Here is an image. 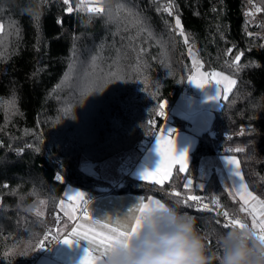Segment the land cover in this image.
I'll list each match as a JSON object with an SVG mask.
<instances>
[{
  "label": "trees",
  "instance_id": "trees-1",
  "mask_svg": "<svg viewBox=\"0 0 264 264\" xmlns=\"http://www.w3.org/2000/svg\"><path fill=\"white\" fill-rule=\"evenodd\" d=\"M254 2L264 9V0ZM100 4L104 13L71 0L68 13L62 0H0V264L35 263L41 243L56 234L58 204L68 185L87 193L105 185L83 171L87 162L144 153L148 121L160 104L175 100L191 74L190 48L205 71L237 83L211 128L198 136L188 172L176 168L163 184L130 180L113 192L154 196L193 217L213 251H219L214 232L226 231L215 223L220 218L197 211L190 200L192 206L177 201L213 198L231 214L247 217L239 213L222 169L202 175L204 159L236 156L249 190L264 199V11L257 25L246 15V0H172L186 45L163 11L165 0ZM81 72L85 82L123 74L125 83L84 96L68 89ZM83 101L90 106L81 108ZM87 120L94 130L85 134ZM186 177L193 181L189 188ZM40 199L43 213L34 210Z\"/></svg>",
  "mask_w": 264,
  "mask_h": 264
},
{
  "label": "crops",
  "instance_id": "crops-1",
  "mask_svg": "<svg viewBox=\"0 0 264 264\" xmlns=\"http://www.w3.org/2000/svg\"><path fill=\"white\" fill-rule=\"evenodd\" d=\"M194 62L195 63H192L191 74L184 84V87L187 86L190 91L186 92L181 90L175 100L169 105L172 108L173 115L169 121L167 129L168 131L175 130L174 139H176L177 149L181 153L187 152L189 166L191 162V154L197 144L198 136L211 128L216 111L222 107L224 99L219 102L210 99V97L217 96L221 89L222 97H228L235 86L230 85L228 81H224L222 76L216 75V79L221 80V86L214 83L211 80L209 72L205 71L203 68H198L201 65L198 55L195 57ZM193 77H195L197 81H203L206 85L210 80L212 82L205 88H200L189 82V79ZM229 87L231 90L225 92L224 89ZM158 135L146 148L144 153L137 159H131V161L127 163L117 165L115 171L119 177L118 180L113 183L106 181L105 185H109L110 188L111 186L118 184L122 177L121 168L125 165H130L132 167L131 171L128 173L130 180L154 183L153 181L155 179H161L162 174L146 180L141 178L145 171L156 170L161 161V157L156 150ZM229 157H233L239 162V159L236 156H221L214 159H217L216 161L221 164V169L225 171L230 184L237 192L236 185L240 183V177L235 174V167L228 163ZM176 168H178V165L172 168L171 175L165 179L164 183L171 179ZM239 169L242 174L240 163ZM94 177L97 178L96 176ZM99 178L102 177L99 175ZM243 182L246 184L244 177ZM109 188L106 189L99 187L96 198L90 200H88L89 193L76 187H72V190L69 192L66 188L64 197L58 204L57 221L55 224L56 236L63 239L74 238L72 236L74 231L78 234H84L88 232L89 229H93L95 232L107 233L108 229L101 227V225H108L110 227H119L120 225L130 226L133 217L138 214L137 207L141 201L147 203L150 199H155L164 203L161 199L154 196L144 198L133 194H119L115 192L107 193ZM77 192H83L85 194L83 200L74 196ZM84 201H88L89 208L95 211V216L93 218L85 219L84 216L77 214V206L81 205ZM70 216L71 219H69ZM93 221H99L100 225L94 224ZM248 223L250 226V219L248 220ZM88 247L92 251L94 258L99 260L102 249H98L95 242L88 244L87 241H79L71 246L66 244L53 247L44 246L34 264H80V261L85 255V250Z\"/></svg>",
  "mask_w": 264,
  "mask_h": 264
},
{
  "label": "snow or ice",
  "instance_id": "snow-or-ice-1",
  "mask_svg": "<svg viewBox=\"0 0 264 264\" xmlns=\"http://www.w3.org/2000/svg\"><path fill=\"white\" fill-rule=\"evenodd\" d=\"M62 2L67 6L66 11L68 13L73 12V8L71 7V0H62ZM80 8V5H77V9ZM88 11H95L97 13H104L105 9L103 7L97 8H89ZM163 11L167 12L170 16L173 14V9L171 3L169 6L163 9ZM257 12L264 11V9L257 8ZM249 15L252 13L249 12ZM175 26L176 29L179 31V35L183 38V42L187 45L189 43V38L185 34L181 18L179 15H175ZM3 26L0 25V28ZM231 49H229V53H231ZM192 50L189 49V54H191ZM243 53H239L234 58V63L238 64ZM216 76H222L224 81H228L230 85H235L237 83L236 80L231 79V77L227 75H223L222 73H216ZM189 82L195 84L197 87L205 88L209 85L212 81L210 80L206 85L203 81H197L195 77L189 79ZM216 84L221 86V80L216 79L214 81ZM231 88L224 89L225 92L230 91ZM99 91V90H98ZM222 91V89H221ZM220 93L215 97H210L212 100H216L221 102L222 99H226V96L221 95ZM167 106V101H164L162 104L159 105V111L157 113L158 117L167 118V114L165 112V108ZM148 126L150 128H156L157 122L155 119H150L148 121ZM175 137V130L168 131L165 129L163 133L158 135L157 141V152L161 157V161L159 166L154 171H145L142 174V179H150L154 176H160L162 174L161 179H155L153 182L155 184H163L165 179H167L171 175L172 168L178 165L177 171L179 173H186L188 172V156L187 152L181 153L177 149V143ZM240 151V149H237ZM228 163L235 167V174L240 177V183L236 185L237 187V194L239 195L240 201L242 203L238 207L239 213L245 215V217L250 218V226L247 219H242L240 216L235 214H231L227 209H224L220 204L219 201L216 200L213 202L215 208H220V211L216 212L217 216H222L224 219L223 221L217 219L215 223L220 225L226 230H230L233 227H239L240 229L250 228L253 231L255 238L259 241H264V199H261L259 196L254 195L252 191L249 190L248 185L243 182V177L239 169V162L233 157L228 158ZM58 180H61L62 177H57ZM193 185V181L190 178L185 179L184 187L189 188ZM175 196H180V193H174ZM76 198H80L83 200L85 194L83 192H77L74 194ZM195 201L201 202V198L198 196H191L181 200H178V204H184L185 206H192L189 205L188 201ZM249 201L252 202L250 205ZM148 210H167V206L164 203L160 202L159 200L150 199L149 202L141 201L137 207L138 214L133 217L131 225H120L119 227H110L108 225H101V227L108 229L107 233L103 232H95L93 229H89L88 232L84 234H78L75 231L73 232L72 236L75 238H65L59 240L58 243H63L66 245H74L79 241H87L88 244L93 242L96 243L98 249H102L100 252V259L96 260L93 256L92 251L88 247L85 250V255L83 256L80 264H107V260L110 254L121 244H124L127 239H130L137 229L141 225V218L143 214ZM197 211H214V207H209L208 204H203L201 202L200 206L196 208ZM67 215V213H66ZM189 218L193 219V217L189 216ZM71 219V216L69 217ZM85 219H89L87 213H85ZM94 224L100 225L99 221H93ZM206 237H208L206 235ZM212 241L208 238V246L211 249ZM41 248H44V244L41 243Z\"/></svg>",
  "mask_w": 264,
  "mask_h": 264
},
{
  "label": "clouds",
  "instance_id": "clouds-1",
  "mask_svg": "<svg viewBox=\"0 0 264 264\" xmlns=\"http://www.w3.org/2000/svg\"><path fill=\"white\" fill-rule=\"evenodd\" d=\"M213 238L219 251L209 248L208 237L187 214L171 207L148 210L107 264H264V241L257 240L252 229L217 230Z\"/></svg>",
  "mask_w": 264,
  "mask_h": 264
},
{
  "label": "rangeland",
  "instance_id": "rangeland-1",
  "mask_svg": "<svg viewBox=\"0 0 264 264\" xmlns=\"http://www.w3.org/2000/svg\"><path fill=\"white\" fill-rule=\"evenodd\" d=\"M80 1L83 4H86L87 9H89V8H93L94 9V8H97V7H102V5L100 4V2L102 0H80ZM1 29L2 28H0V31H1ZM190 49L192 50L191 54H189L190 58L192 60V63H195L194 61H195V57H197V53H196V51L194 49H192V48H190ZM93 62H94V60H93ZM82 76H84V75L81 72L78 75V78L76 80H74L73 82H71V86H69L68 89L72 90V91H75V92H78L77 89H79V92L81 94H83L84 96H89L91 94H96V89H98V88L103 89V87H105L107 89L110 88V90H113V86H116V85H120L121 86V85H123L125 83L123 74H121V75L117 74L116 76H113L111 74H106V78H104V79L101 78V80H99V81H96L95 78H94L93 80H91L92 83H89L88 81L85 82L81 78ZM105 79H107V81ZM79 92H78V94H80ZM89 102H90V100H89ZM88 106H90V105L86 101H83L81 103V108H85V107H88ZM82 116L87 118V116L90 117L91 114H88V113L87 114H82ZM88 123H89V120H87V122H85V124L81 126V128L86 132L85 134H87V131L91 132L92 130H94L93 122H91V125L88 124ZM136 144H135V146H136ZM136 155H137V158H138L140 154L139 153L136 154V153L132 152V150H130L129 152H127L125 154H120V155L113 156V157H111V158H109V159H107V160H105V161H103L101 163H92L89 166L85 165L83 167V171L86 174H89L91 176H96L97 178H99V175H100V177L104 178L105 181H109V182L113 183V182L117 181L118 178H119L118 175L116 174V171H115L116 170V166L119 165V164H124V163H127V162L131 161V159L135 158ZM216 160L217 159H204V161H203V170H202V175L204 177H207V175L210 173V170L212 168L221 169V164L218 161H216ZM221 175H222V180L225 183V185L231 190L233 195L240 201L239 195L237 194L235 188L230 184V181H229V179H228V177H227V175H226V173H225V171L223 169L221 171ZM122 176H123V174H122ZM101 187L108 189L109 185H102V186H100V188ZM67 190L70 192V190H72V186L68 185L67 186ZM240 202L242 203V201H240ZM249 203H250V205L252 204L251 201H249ZM34 210L37 213H43L44 204H43V201L41 199L37 201L36 206L34 207Z\"/></svg>",
  "mask_w": 264,
  "mask_h": 264
},
{
  "label": "built area",
  "instance_id": "built-area-1",
  "mask_svg": "<svg viewBox=\"0 0 264 264\" xmlns=\"http://www.w3.org/2000/svg\"><path fill=\"white\" fill-rule=\"evenodd\" d=\"M247 1V8H246V15L249 19H251L253 22H256L257 25H260V17H261V12H257L256 9L257 8H261L262 6L259 3L254 2V0H246ZM169 3H171L172 9H173V14L171 15V17L174 20L175 17V10L173 8V4H172V0H165V5L166 7L169 6ZM251 12L252 14L249 15L248 13ZM169 15V14H168ZM175 22V20H174ZM198 68H202L201 66H199ZM184 87V86H183ZM182 90L189 92V88L187 86H185L184 88H182ZM165 112L167 114V118H163V117H158V115L156 116L155 120L157 122V127L156 128H151L150 132L146 135V138L144 140V143L146 145V148L154 141V139L157 137V135L161 132H164L165 129H168V125H169V121L172 118V108L170 106H167L165 108ZM86 166L91 165L90 162H87L85 164ZM132 167L130 165H125L123 168H121V173L123 174L120 182L114 186H111L109 188V190L107 191V193H111L114 190H118L121 187H123L127 182L130 181V178L128 176V173L131 171ZM98 193L96 192H90L88 194V200L96 198V195ZM216 201V199L213 198H206V199H201V202L203 204H208L209 207H214V211H203L204 213L207 214H214L216 215V212L220 211L219 208H215L213 202ZM194 203L195 208H197L198 206H200L201 202H195L192 201ZM76 212L78 215L80 216H84L85 217V213H87V216L89 218H93L95 216V211L89 208V202L88 201H84L81 205L77 206L76 208ZM217 216V215H216ZM220 218L221 221H223V217L222 216H217ZM63 238L56 236V234H50L49 237H47L43 244L46 247H53V246H62L63 243H58L59 240H62ZM41 247L38 249L39 252H41Z\"/></svg>",
  "mask_w": 264,
  "mask_h": 264
},
{
  "label": "water",
  "instance_id": "water-1",
  "mask_svg": "<svg viewBox=\"0 0 264 264\" xmlns=\"http://www.w3.org/2000/svg\"><path fill=\"white\" fill-rule=\"evenodd\" d=\"M210 76H211V80L214 82V81L216 80L215 72L212 71V72L210 73ZM214 83H215V82H214Z\"/></svg>",
  "mask_w": 264,
  "mask_h": 264
}]
</instances>
